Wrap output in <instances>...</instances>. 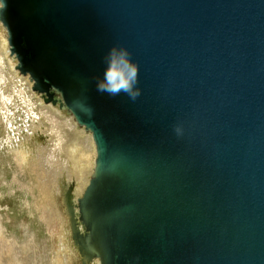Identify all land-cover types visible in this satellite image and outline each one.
<instances>
[{"label": "water", "instance_id": "obj_1", "mask_svg": "<svg viewBox=\"0 0 264 264\" xmlns=\"http://www.w3.org/2000/svg\"><path fill=\"white\" fill-rule=\"evenodd\" d=\"M0 23L32 89L92 134L77 216L66 194L80 253L264 264V0H0ZM113 45L135 101L96 89Z\"/></svg>", "mask_w": 264, "mask_h": 264}, {"label": "rangeland", "instance_id": "obj_2", "mask_svg": "<svg viewBox=\"0 0 264 264\" xmlns=\"http://www.w3.org/2000/svg\"><path fill=\"white\" fill-rule=\"evenodd\" d=\"M4 36L5 34L0 31V49ZM7 56L9 59L12 57L9 52ZM7 56L2 53L0 60V70L4 77V81H0V88L4 93L13 96L11 103L6 105L9 110L7 113L9 117L6 115L8 122L3 119L0 112V264H80L68 234V221L61 202L63 191L61 183L68 187L69 183L75 185L74 182H78L76 185L79 187L80 182L68 169L70 163L61 149L60 138L55 130H51L52 121L40 110L39 100L28 90L30 86L20 83L12 76L13 70ZM12 63L16 65V62ZM27 103L37 114L39 113L41 121L30 122L29 133L19 132V140L13 139L9 122L15 116H19L20 118L16 117L15 121L18 127L23 126L19 120L21 116L23 118V109ZM63 110L67 111L64 108ZM64 113L62 116L58 115L63 126L67 128L66 121L75 125L73 120L71 121V115ZM32 124H35V128L31 126ZM71 127V131L76 130V134L68 136V141L72 144L73 141L77 142L83 146V150L84 148L87 150L88 143L85 138L89 134L80 126L79 130L77 127L76 129ZM21 129L26 130L24 126ZM37 132H42L41 134L45 136ZM8 135L12 141L7 139ZM89 140L91 141L90 136ZM13 150H21L22 154L24 153L20 154L23 158H19ZM50 151H53L54 156L52 155L53 158L51 157L49 161L46 159ZM76 191L77 187L75 190L77 196L82 190Z\"/></svg>", "mask_w": 264, "mask_h": 264}, {"label": "bare ground", "instance_id": "obj_3", "mask_svg": "<svg viewBox=\"0 0 264 264\" xmlns=\"http://www.w3.org/2000/svg\"><path fill=\"white\" fill-rule=\"evenodd\" d=\"M0 31L3 32V34H5V36L3 37V42H1V49H0V60H1V56H2V53L7 56V52H9V44H8V40H7V34L5 32V29L2 27L1 23H0ZM10 56L12 55L10 52H9ZM12 55L11 59L8 58L9 62L10 63V66H11V69L13 70V77L15 79H17V81H19L20 83L23 82L24 84L28 85V90H30V92L32 93V95L37 98V100H39V105L40 106V110L42 111V113H44L45 117H47L48 119H50L53 123V126L51 127V130H55L60 138V142L59 144L62 146L61 149L62 151L64 152L65 156L67 157V159L69 160V167L68 169L72 172L73 176L75 178H77V180L80 182V186L78 187L77 183H75V185L73 183H69V186L66 187V184H63L61 183V188L63 189L62 191V195H61V202L64 206V213H65V217L67 218V221H68V225H67V228H68V234L70 235V239H71V242H72V245L75 249V252H76V255L78 257V261L80 264H83V262H85L86 264H99V261L98 259H89V257H87L86 255H83L82 253L79 252L77 246H74V244L76 242H73V237L71 236L72 235V227H71V220H70V216H69V207H70V203L66 197V194H67V189L71 186H72V205H71V210L73 208V210L75 211V215L77 216V212H78V209H77V199L80 198L84 192V189L86 187V185L88 184V181H89V178L90 176L92 175V172H93V168H94V164H95V158H96V149H95V143L93 141V138H92V134L91 132L88 130H86L83 126L79 125V123L76 121V119L74 118L73 114L64 106L60 103H57L56 105H53L51 103H44L43 99H42V94L37 92V91H34L32 89V81L29 77L28 74L26 75H22L18 69L16 68L17 66V59L16 57ZM16 59V61L14 60ZM12 62H16V65H13ZM9 66V64H7ZM11 72V71H10ZM20 73V74H19ZM0 81H4V77L2 76V73H1V70H0ZM13 87V85H12ZM12 89V88H11ZM10 92V91H9ZM19 92V91H18ZM34 92V93H33ZM25 94V93H24ZM28 94V93H27ZM22 95V94H21ZM13 96V95H12ZM12 96L10 95V93L6 94L4 93V90H2L0 88V112H2V117L3 119H5L6 122L7 121V118H6V115L7 113H9V110L8 108L6 107V105L8 103H11L12 101ZM21 98V97H20ZM26 98V97H25ZM22 100V99H21ZM21 103V102H20ZM47 104L49 106H42L43 104ZM22 105V104H21ZM30 105H27L25 106V108L23 109V118L21 116V120H19L21 123H23L22 125L24 126V128L26 130H22L21 128H23V126L20 128L18 127L17 123H16V117L20 118L19 116H15L14 118H12L10 120V130L12 131L13 133V139H16V140H19V137H20V134L19 132H27L29 133L30 129V125H28L30 122L31 123H37V122H40L41 119L40 117L38 116L37 112L34 111L32 108L29 107ZM38 106V105H37ZM53 108V109H50ZM66 109L67 111H64L63 110ZM10 109V108H9ZM11 110V109H10ZM64 112H67L71 115V121L73 120V123H69L66 121V124L65 126L67 128H65L62 124V121H60V117L58 115H61L64 113ZM17 114V113H16ZM22 114V113H21ZM65 114V113H64ZM1 115V114H0ZM7 117H9L7 115ZM66 117V116H65ZM69 116H67L68 118ZM46 118V119H47ZM63 118V117H62ZM70 118V117H69ZM65 119V118H64ZM66 120V119H65ZM64 121V120H63ZM54 124H58L57 126H55ZM37 125V124H36ZM39 125V123H38ZM42 125V124H41ZM51 125V124H50ZM32 127L35 128V124H32L31 125ZM71 126H73L75 129L76 127L78 128L79 130V126L82 127L84 129V131L89 134L90 138H91V141L89 140V136L87 135V138H85L86 142L88 143L86 145L87 147V150L84 148L83 150V146H80L78 145L77 142H74V144L71 143V141H68L67 137L68 136H71V134H76V130L74 132L71 131ZM43 128V127H41ZM61 128H63L64 130H62ZM38 129V128H37ZM36 129V130H37ZM50 129V128H49ZM33 130V129H32ZM39 130V129H38ZM6 131V130H5ZM6 133V132H5ZM33 132H31V134H33ZM38 134H40L41 136H45V135H42L41 133L37 132ZM7 134V133H6ZM17 134V135H16ZM26 134V133H25ZM80 134V133H79ZM6 136V135H5ZM24 136V135H23ZM28 136V135H27ZM2 138V137H1ZM4 138V137H3ZM24 138V137H23ZM27 138V137H26ZM7 139L12 141V138L10 137V135L7 136ZM49 139V138H48ZM3 141V140H2ZM9 142V141H8ZM14 142V141H13ZM53 143V142H52ZM55 145H56V142H55ZM85 145V144H84ZM19 146V145H18ZM21 149V148H20ZM52 149V148H51ZM53 150V149H52ZM14 151V150H13ZM16 155H18L19 158H23L20 154H22V151H14ZM52 152L53 151H50V153L48 154V157L46 160H49L50 161V158L52 157ZM88 152V153H87ZM24 155V153L22 154ZM26 156V155H25ZM54 156V155H53ZM59 157V156H58ZM53 158V157H52ZM18 160V159H17ZM64 162V161H63ZM66 163V161H65ZM68 163V162H67ZM64 164V163H63ZM67 165V164H66ZM65 167V166H64ZM47 170V169H46ZM77 184V185H76ZM66 188H65V187ZM76 187H77V191H81L79 193V195L76 196L75 194V190H76ZM65 188V189H64ZM76 191V192H77ZM74 197H76V199H74ZM82 228V227H81Z\"/></svg>", "mask_w": 264, "mask_h": 264}, {"label": "clouds", "instance_id": "obj_4", "mask_svg": "<svg viewBox=\"0 0 264 264\" xmlns=\"http://www.w3.org/2000/svg\"><path fill=\"white\" fill-rule=\"evenodd\" d=\"M105 67L102 75L96 78V89L110 96L126 95L135 101L141 95L139 84V65L135 62L130 51L121 45H113L103 58ZM90 112L91 109H88ZM177 137L184 135V128L175 126Z\"/></svg>", "mask_w": 264, "mask_h": 264}]
</instances>
